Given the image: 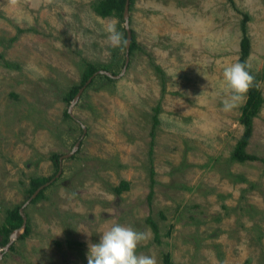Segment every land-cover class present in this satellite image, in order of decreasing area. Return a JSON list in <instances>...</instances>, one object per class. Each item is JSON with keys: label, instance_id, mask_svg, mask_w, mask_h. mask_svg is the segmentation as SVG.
Here are the masks:
<instances>
[{"label": "rangeland", "instance_id": "obj_1", "mask_svg": "<svg viewBox=\"0 0 264 264\" xmlns=\"http://www.w3.org/2000/svg\"><path fill=\"white\" fill-rule=\"evenodd\" d=\"M98 1L0 0V224L27 199L30 177L56 173L51 154L79 140L21 209L28 232L0 245V264H87L88 245L117 223L150 231L137 254L157 264L165 252L172 264H264L263 164L230 159L244 101L231 111L222 103L245 13L246 63L262 103L244 150L264 158V0H132L136 48L122 74H96L69 105L63 95L86 63L111 75L123 65V46L105 32L116 19L125 34L123 20L97 15ZM121 181L127 188L115 193Z\"/></svg>", "mask_w": 264, "mask_h": 264}, {"label": "trees", "instance_id": "obj_2", "mask_svg": "<svg viewBox=\"0 0 264 264\" xmlns=\"http://www.w3.org/2000/svg\"><path fill=\"white\" fill-rule=\"evenodd\" d=\"M132 2V0H128V5H130ZM123 3L124 0H99L96 4H94L93 6V10L94 12L101 16V17H105L111 14H115L117 15L121 21H122V8H123ZM247 20V15L244 13L242 14V18L240 20V38L238 41V56L236 59V62H241L244 63L246 62V57L249 54V39L248 36L245 32V21ZM131 33V38H130V42H129V47H128V54L132 53V50L134 48H136V43L134 41V37L132 34V31H130ZM124 38H125V34ZM98 69H104L106 71L109 70L108 67L102 66H96L94 64H90V63H86L85 65V69L83 70L81 77H80V82L77 85H72L63 95V99L65 102H69L72 97L74 96V94L76 93V91L78 90V88L84 83V81L96 70ZM159 74L160 71L157 68ZM251 74L255 77V82L256 84H258V77L251 71V68L249 69ZM111 74H113V72H109ZM98 78H103L106 81H112V79L108 76L105 75H101L98 74L96 75ZM94 80V76L91 78V80L88 82L87 85L91 84L92 81ZM262 103V96H261V92L259 89V86H253L246 94L245 96V100L244 103L240 109V114H239V118L238 121L242 126V132L240 134V136L238 137V139L236 140V142L234 143V146L232 148V151L230 153V159L231 160H235L237 162H244V161H252V160H257L259 159L262 164H263V173H264V158H257L255 155L253 154H248L245 152L244 148L247 145L248 139L251 135V129H252V118L256 116L260 105ZM158 112V106H155L153 108V114L151 115V127H150V141H149V149H148V157H149V165H150V154H151V146H152V138L154 135V128L157 125V113ZM65 116H67L66 112H63ZM59 155H56L54 153L51 154V159H53L54 164L57 163V158ZM54 175V174H53ZM52 175V176H53ZM153 170L150 167L149 168V179H150V184H152L153 182ZM52 176H49L47 178L44 177H30L29 181H28V188L26 189V192L28 194V196L41 184H43L44 182H46L47 180H49ZM46 187V186H45ZM45 187H43L42 189H40L37 194L30 200V202H34L35 200H37L38 198H40L42 196V192L45 189ZM127 188V184L124 181H121L118 185L114 186L112 188V190L115 193H119L121 190H124ZM151 185L149 187L148 193L146 195V199L147 201H149L151 199L152 196V190H151ZM18 208L19 205H15L11 208H6L4 210V217H3V221L0 224V232L2 234L1 240H0V245H4L7 240H8V236L11 233V231L15 230V229H20L21 227V216L18 213ZM146 223L149 225L152 234H153V240L155 242H159L158 241V233H157V227L155 222L149 217L147 216L145 218ZM23 231L20 234V237H24V235L28 232V226L26 225V223L23 226ZM161 261L162 264H172L171 259H170V255L169 253L165 252L161 255Z\"/></svg>", "mask_w": 264, "mask_h": 264}, {"label": "clouds", "instance_id": "obj_3", "mask_svg": "<svg viewBox=\"0 0 264 264\" xmlns=\"http://www.w3.org/2000/svg\"><path fill=\"white\" fill-rule=\"evenodd\" d=\"M118 20L112 19L105 27L107 42L113 48L126 44L121 31L117 29ZM250 66L235 62L223 69L222 88L226 99L222 101L223 110L231 111L245 99L247 92L255 85V77ZM151 238L149 230L139 231L131 226L114 224L100 236L99 243L88 245L87 264H157L155 256L137 254V248Z\"/></svg>", "mask_w": 264, "mask_h": 264}, {"label": "water", "instance_id": "obj_4", "mask_svg": "<svg viewBox=\"0 0 264 264\" xmlns=\"http://www.w3.org/2000/svg\"><path fill=\"white\" fill-rule=\"evenodd\" d=\"M121 16H122V20H123V24H124V27H125V40H126V44L123 45V49H124V61H123V65H122V68H121V71L116 74V75H111L109 74L107 71L105 70H102V69H99V70H96L95 72H93L85 81L84 83L78 88V90L76 91V93L74 94V96L72 97V99L70 100V103L69 105H72L78 98L79 94L81 93V91L83 90V88L88 84V82L91 80V78L93 76H95L96 74H103L105 76H108L110 78H116L118 77L120 74H122L126 64H127V59H128V47H129V42H130V38H131V33H130V29L128 28L127 26V20H128V0H124V3H123V8H122V13H121ZM70 115V113H69ZM78 141L79 140H76L73 144V146L71 147L70 151L66 154H62V155H59L58 158H57V165H58V168L56 170V173L49 179L47 180L46 182H44L43 184L39 185L28 197L27 199L22 203V205L18 208V213L20 214L21 216V227L20 228H23L24 224H25V217L21 214V209L25 206V204H27L36 194L37 192L42 189L44 186H46L49 182H51L56 176H58V174L60 173V162H61V159L62 158H65V157H68L72 154V152H74V150L76 149V145L78 144ZM19 229H15L13 230L10 234H9V237H8V240L7 242L4 244L3 247H7L13 237L17 236L18 234V231Z\"/></svg>", "mask_w": 264, "mask_h": 264}]
</instances>
